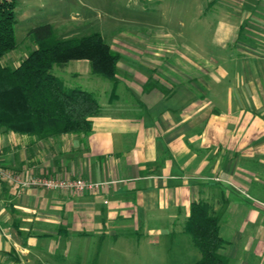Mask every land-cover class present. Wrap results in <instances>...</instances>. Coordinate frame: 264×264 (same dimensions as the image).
I'll return each mask as SVG.
<instances>
[{
	"label": "crops",
	"instance_id": "0c3cea01",
	"mask_svg": "<svg viewBox=\"0 0 264 264\" xmlns=\"http://www.w3.org/2000/svg\"><path fill=\"white\" fill-rule=\"evenodd\" d=\"M248 2L244 18L254 38L236 35V53L217 58L215 72L206 57L178 51L177 41L143 57L149 66L131 65L139 58L121 52L118 68H127L118 72L114 95L112 83L102 87L89 76L87 60L71 61V75L102 106L91 131L46 139L13 133L22 140L18 154L8 164L0 154V166L26 176L113 182L83 194L4 182L0 264H126L134 241L147 256L136 262L191 264L199 254L182 230L191 203L202 198L215 211L228 200L219 229L227 244L219 252L229 264H264V202L249 193L257 181L254 160L264 156V0ZM17 6L45 8L59 19L64 1ZM67 30L64 38L73 34ZM13 51L7 55L14 61Z\"/></svg>",
	"mask_w": 264,
	"mask_h": 264
},
{
	"label": "rangeland",
	"instance_id": "374dc122",
	"mask_svg": "<svg viewBox=\"0 0 264 264\" xmlns=\"http://www.w3.org/2000/svg\"><path fill=\"white\" fill-rule=\"evenodd\" d=\"M63 1L64 8L60 12L59 19H56L57 17L54 15L47 14L45 8L35 7L30 11L21 12L18 6L16 7L15 37L17 47L13 51V53L17 54L16 60H10L8 58L10 55H7L3 58L4 64L10 67L17 66L28 52L36 47L33 38L27 36V32L37 25L53 21L57 27L56 31H54L55 38H64L65 29H68V33H73L72 36L78 37L99 32L105 42L119 55L122 52L124 56L128 55L130 59L139 58L140 63H137L136 60L130 61L131 65L134 66L138 64L141 66L151 65L152 63L143 62V57L148 58L150 55L155 54L158 47L160 49H172L171 44L177 41L176 49L178 51L181 53L187 51L190 55L206 57L210 62V71L215 72L218 64L215 61L217 58L231 55L233 51L236 53V48L232 45L234 38L238 36L237 38L242 39L243 42L245 39H250V36L254 38V34L246 28L247 20L245 21L244 18L249 0ZM236 10L238 14L235 13ZM80 20H83L84 23H81ZM239 21L246 24L241 27L240 33L239 30L237 32L234 31V27L237 26ZM221 26L224 29L223 34L220 31ZM222 41L225 47L221 46ZM141 42L144 44L143 46ZM184 42L190 43V46H188L190 48L180 46ZM244 44H246V48L239 46L241 51L248 48V42ZM160 52L168 55V52L163 50H160ZM10 53L12 52L8 54ZM124 56L122 58H127ZM75 67V63L71 62L62 67L54 66L53 71L58 78L62 79L66 86L85 89L82 79L76 78L70 73ZM124 68H127V65L121 63L120 69L118 68L120 75H122ZM161 68L166 72L169 71V68L165 65ZM89 76H92L93 80L97 78L98 83L96 85L102 87L104 84L111 85V82L102 76L92 73ZM19 138L12 132L0 129V154H3L7 164V161L10 160L9 157L12 158L14 154H18V145L22 143ZM254 161L257 181L249 193L264 202V156L257 157ZM133 241L131 240L130 242ZM134 243L136 244L135 241ZM135 244L132 243L127 249L131 253L130 258L132 261L126 264H141V262H136L135 260L140 256L147 257L145 256L146 251L141 249L139 251ZM188 256L187 254V258ZM152 263L154 264V262L149 261L147 264ZM86 264L98 263L96 261L94 263L87 262ZM100 264L110 263L102 262ZM188 264H190V261Z\"/></svg>",
	"mask_w": 264,
	"mask_h": 264
},
{
	"label": "trees",
	"instance_id": "16d2710c",
	"mask_svg": "<svg viewBox=\"0 0 264 264\" xmlns=\"http://www.w3.org/2000/svg\"><path fill=\"white\" fill-rule=\"evenodd\" d=\"M17 4L18 0H0V129L40 139L89 133L101 104L92 92L66 86L53 68L87 60L90 72L108 79L115 95L119 53L99 32L58 39L53 26L44 23L27 32L36 47L10 67L3 58L17 47ZM227 203L223 200L218 211L203 198L191 203L182 230L199 254L191 264H229L219 252L227 244L219 233Z\"/></svg>",
	"mask_w": 264,
	"mask_h": 264
},
{
	"label": "built area",
	"instance_id": "2783aa9c",
	"mask_svg": "<svg viewBox=\"0 0 264 264\" xmlns=\"http://www.w3.org/2000/svg\"><path fill=\"white\" fill-rule=\"evenodd\" d=\"M4 182L16 184L20 190L42 188L58 190L64 193L83 194L85 192L97 193L107 188L113 181H92L82 178H64L51 175L26 176L22 172L0 166V190Z\"/></svg>",
	"mask_w": 264,
	"mask_h": 264
}]
</instances>
